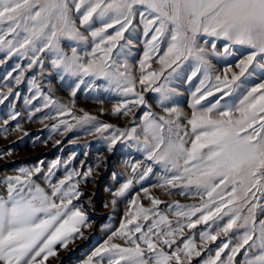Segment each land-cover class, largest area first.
Returning a JSON list of instances; mask_svg holds the SVG:
<instances>
[{"label": "snow or ice", "instance_id": "obj_1", "mask_svg": "<svg viewBox=\"0 0 264 264\" xmlns=\"http://www.w3.org/2000/svg\"><path fill=\"white\" fill-rule=\"evenodd\" d=\"M138 25L143 51L136 59ZM234 49L240 53L235 64L218 70L211 57L233 55ZM0 52L27 57L28 68L43 63L41 53H51L54 68L81 81L103 79L122 97L113 114L134 117L135 108L147 107L140 123L133 120L126 129L87 112L73 119L107 140L109 151L117 141L135 142L163 170L153 187L197 199L166 203L142 189L150 205L134 196L119 227L82 264H191L205 251L201 264H264V0H0ZM181 73L189 85L199 80L190 91V114L176 101L180 93L173 84ZM22 77L23 71L17 84ZM148 92L157 94L161 112L151 110ZM55 104L45 97L43 107ZM70 111L58 105V115ZM59 125L73 127L65 120L52 127ZM59 164L47 172L21 167L3 179L0 264H47L57 246L67 249L90 227L81 185L94 170H72L54 180ZM139 168L131 165L133 173ZM152 171L149 165L140 179ZM40 176L43 183L36 182ZM132 183L112 194L113 206ZM217 241L213 255L209 246Z\"/></svg>", "mask_w": 264, "mask_h": 264}, {"label": "rangeland", "instance_id": "obj_2", "mask_svg": "<svg viewBox=\"0 0 264 264\" xmlns=\"http://www.w3.org/2000/svg\"><path fill=\"white\" fill-rule=\"evenodd\" d=\"M141 31L138 25L136 33L138 38L133 41L135 45L133 55L136 59L143 51ZM163 47L166 45H162ZM65 48L68 50L67 42H65ZM217 51L223 53L222 42H217ZM233 53L227 57L223 55L211 57L212 63L218 70H222L226 63L234 65L240 53L235 49ZM40 58L43 61L42 64L37 63L28 68L27 57L22 58L18 55L6 57L5 53L0 52V61H2L0 63V154H3V158L0 159V195L4 193L3 179L18 174V169L21 167L41 166L47 172L51 164L60 161L59 167L55 170L54 180L63 178L72 170L82 172L89 167L94 170L92 178L81 185L85 192L81 203L89 216L90 227L82 229L84 236L70 243L67 249L57 246V255L50 257L47 264H82L88 255L119 227L129 201L134 196L139 194L140 202L145 206L150 205V201L144 198L142 191L144 188H148L151 195L166 203L174 200H179L182 204L197 202V199L191 195L181 196L178 191H173L169 195L164 190L153 187L159 183L158 177L163 174V170L159 165L147 161L146 154L135 147V142L117 141L109 151L107 140L102 139L91 127L80 125L73 119L74 116L82 117L87 112L100 122L114 125L118 129H126L134 126L133 120L135 124L140 123L143 112L148 111L147 107L135 108L134 117L113 114V105L122 98L114 86L103 79L93 80L85 77L81 81L61 69L54 68L52 66L54 57L51 53H41ZM21 71H23V77L17 84L15 78ZM198 84L199 80L195 79L189 85L185 73H181V79L173 84L180 93L176 98L177 103L189 114L191 112L188 107L190 91L195 90ZM77 85H79L78 88ZM74 88L75 96L72 95ZM156 96V93H145L148 103L152 105L151 110L159 113L161 109L156 104ZM45 97H51L56 104L44 108ZM101 101L103 103H100ZM58 105H66L71 111L60 116L57 114ZM15 113L20 115L15 120L10 119V116ZM30 114H32L31 119H29ZM6 120L7 124L4 123ZM60 120L67 121L73 127L66 131L64 125H59L54 129L52 126L59 124ZM112 131L109 129L105 135H110ZM136 163L140 164V168L133 173L131 165ZM97 164L100 166L97 167ZM149 165L153 171L141 180L140 175ZM129 179L133 181L131 187L123 196L115 197L116 204L113 206L112 194ZM36 182L43 183V176H40ZM160 208L168 212L164 204L160 205ZM200 230L202 229L194 230L198 244ZM220 242L217 241L209 246L211 254L214 255ZM208 254L209 252L205 251L202 256L193 257L191 264H201Z\"/></svg>", "mask_w": 264, "mask_h": 264}]
</instances>
